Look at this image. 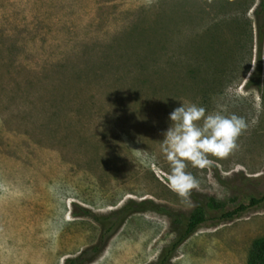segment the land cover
<instances>
[{"label": "rangeland", "instance_id": "obj_1", "mask_svg": "<svg viewBox=\"0 0 264 264\" xmlns=\"http://www.w3.org/2000/svg\"><path fill=\"white\" fill-rule=\"evenodd\" d=\"M259 2L0 0V264H63L100 233L75 212L129 199L167 213H131L88 264H157L196 205L168 187L161 149L185 100L249 127L228 157L188 165L200 181L191 194L223 207L207 209L166 264H246L264 237V201L249 205L264 194ZM239 204L248 208L220 220Z\"/></svg>", "mask_w": 264, "mask_h": 264}, {"label": "clouds", "instance_id": "obj_2", "mask_svg": "<svg viewBox=\"0 0 264 264\" xmlns=\"http://www.w3.org/2000/svg\"><path fill=\"white\" fill-rule=\"evenodd\" d=\"M171 125L163 132L161 149L169 165L167 185L188 200L200 181L188 165L198 169L212 166L209 157L226 158L238 149L239 137L249 127L248 121L226 108L208 112L196 103L182 101L169 114ZM136 150V149H135Z\"/></svg>", "mask_w": 264, "mask_h": 264}, {"label": "trees", "instance_id": "obj_3", "mask_svg": "<svg viewBox=\"0 0 264 264\" xmlns=\"http://www.w3.org/2000/svg\"><path fill=\"white\" fill-rule=\"evenodd\" d=\"M259 9H261V11H264V0H260L259 4L257 5V7H255L254 10L257 11ZM255 23L259 31V28L261 27V22L257 19L255 20ZM257 37V46L258 50L260 51L262 41L260 33H258ZM259 69L260 64L258 59L257 69L249 74L248 82L254 80L255 75L259 72ZM190 196L196 200V205L186 216L185 220H180L182 227L175 229V231L177 232L176 238L168 248L162 250L157 264H166L173 255L174 249L178 245H180L184 240H186L203 222L207 220V209L219 210L223 207L222 203L216 201L213 197H203L202 199H200L196 198L193 194H191ZM262 201H264V194L260 197L252 196L250 198L249 205H258ZM149 202L150 200H142L140 202H135L134 200L129 199L124 202L120 207L110 210L106 214L100 215L91 212L85 207L80 208V210L78 212H75V214L77 216L91 217L96 222H98L100 226V233L97 241L94 244L83 248L75 256L65 258L63 264H88L89 262H91L95 258V256L102 251V249L106 245L108 237L121 226L124 220L131 213L141 211L145 208H151L155 211L166 212V210H164L162 206H158L156 204H148L144 206L146 203ZM247 208V205L239 204L238 206L230 210H224L221 212L220 220H229L238 217ZM246 264H264V237L257 238L251 243Z\"/></svg>", "mask_w": 264, "mask_h": 264}]
</instances>
